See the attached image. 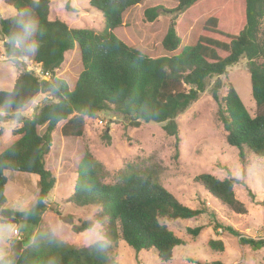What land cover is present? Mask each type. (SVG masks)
Segmentation results:
<instances>
[{"label":"trees","instance_id":"trees-1","mask_svg":"<svg viewBox=\"0 0 264 264\" xmlns=\"http://www.w3.org/2000/svg\"><path fill=\"white\" fill-rule=\"evenodd\" d=\"M1 1L15 11L13 17L0 21V32L6 39L5 55L15 61L20 73L10 91H0V111L11 119L39 94L54 101L42 104L31 118L20 119L21 127L14 132L17 139L0 153V225L26 224L38 229L46 209L45 199L55 183L45 169L44 157L57 124L64 122L60 131L63 137L80 138L84 117L94 119L101 112L111 111L134 124L137 121L164 124L166 133L174 136L177 150V116L204 93L208 78L224 75L241 59L247 61L254 116L248 113L231 85L219 100L220 84L215 83L212 97L220 104L218 120L226 132V144L236 149L241 165L245 168L250 160L264 158V0H244L241 20L224 10L207 18L194 44L178 53L181 40L171 23L161 47L172 55L156 59L128 47L114 34L123 24L124 13L144 0H90V6L104 20L99 33L71 29L59 20L50 21L48 0ZM174 1L175 12L181 13L198 2ZM157 11L158 8L144 10V21L152 23L158 17ZM224 12L222 22L218 16ZM75 48L82 70L71 90L62 80H41L24 69L25 62L32 61L40 65L43 74H51L61 66L64 55ZM44 126V134L39 135L38 128ZM6 172L38 177L39 193L27 211L7 208ZM162 172L163 168L152 158H138L109 175L85 150L68 202L76 207H99L95 220L82 223L77 231L90 230L96 222L102 228L104 241L75 248L57 241L47 229H38L31 242L21 241L22 251L11 264H115L111 243L116 242H123L136 253L153 250L161 262H168L173 250L184 243L166 223L198 218L205 210L180 204L161 185ZM196 182L233 213H245L234 196L237 180H219L202 174ZM248 194L253 198L251 192ZM216 228L253 251L264 246V239L248 238L231 227L216 225ZM186 231L196 238L202 227ZM208 248L222 252L223 244L210 240ZM6 261L0 260V264ZM189 263L195 264L193 260Z\"/></svg>","mask_w":264,"mask_h":264},{"label":"rangeland","instance_id":"rangeland-1","mask_svg":"<svg viewBox=\"0 0 264 264\" xmlns=\"http://www.w3.org/2000/svg\"><path fill=\"white\" fill-rule=\"evenodd\" d=\"M48 1L50 21L59 20L71 29H88L95 33L103 30L104 20L90 6V0ZM176 7L174 0H144L124 13L123 24L114 34L128 47L141 51L149 58L170 56L172 54L163 51L161 41L171 23L181 40L176 51L178 53L183 47L194 44L202 33L205 20L219 14L221 10L232 12L241 20L244 0H198L182 13L175 12ZM148 8H158V17L152 23L144 21L143 12ZM225 12L218 16L222 22L225 21ZM14 14L13 8L0 0V21ZM5 42L0 32V91H10L20 73L19 68L15 67V61L5 55ZM24 69L41 80H62L71 90L82 67L75 48L64 55L61 66L51 74H43L40 65L32 61H26ZM217 82L220 84L217 92L219 100L231 85L248 113L254 116L255 105L251 97L247 61L241 59L237 65L227 69L224 75L208 78L204 93L177 116V150L175 138L166 133L164 124H146L142 121L134 124L111 111L101 112L94 119L84 117L83 135L80 138L63 137L60 131L64 122L57 124L51 133V146L44 157L45 169L54 177L55 183L45 199L46 209L38 229H47L57 241L75 248L104 241L102 228L96 222L90 230L77 231L82 223L95 220L99 207H76L68 202L73 193L77 165L84 151L88 150L109 175L122 170L127 163L138 158H152L163 168L161 185L180 204L193 210L204 209L205 213L191 220L166 223L184 243L173 250L168 262H161L153 250L136 253L123 242H116L111 243V258L115 264H191L190 260L195 264H264V246L253 251L249 247L240 246L237 238L216 228V225L231 227L248 238L264 239V158L252 159L244 168L238 160L236 149L226 144V132L218 120L220 104L212 97V89ZM47 101L53 102L54 99L39 94L19 115L11 119L0 111V153L17 139L14 132L21 127L20 119L31 118L37 108ZM45 130L46 126L38 128L37 132L43 135ZM202 174L219 180H237L233 188L234 196L244 206L245 213L235 214L215 200L196 182V178ZM5 176L7 208L15 211L30 209L39 193L38 177L9 172ZM195 227H202V231L196 238H192L186 230ZM38 229L26 224L0 225V241L8 240L6 235L11 233L9 249L5 252L4 248L3 252L0 247V260L6 259L5 263L11 264L13 246L21 241L31 242ZM14 232L18 233L17 239L14 238ZM210 240L221 241L223 251L215 252L208 248ZM0 245H3L2 242Z\"/></svg>","mask_w":264,"mask_h":264},{"label":"water","instance_id":"water-1","mask_svg":"<svg viewBox=\"0 0 264 264\" xmlns=\"http://www.w3.org/2000/svg\"><path fill=\"white\" fill-rule=\"evenodd\" d=\"M21 249H22V243L21 242H18L14 247H13V259H17L20 252H21Z\"/></svg>","mask_w":264,"mask_h":264},{"label":"crops","instance_id":"crops-1","mask_svg":"<svg viewBox=\"0 0 264 264\" xmlns=\"http://www.w3.org/2000/svg\"><path fill=\"white\" fill-rule=\"evenodd\" d=\"M10 235H11V233L10 234H8V235H6V237L8 236V238L10 239ZM9 239L8 240H4V239H2L0 242H2V244L3 245H0V247H1V250L4 252V248H5V252L9 249ZM7 247V248H6ZM14 247V246H13ZM7 249V250H6Z\"/></svg>","mask_w":264,"mask_h":264},{"label":"built area","instance_id":"built-area-1","mask_svg":"<svg viewBox=\"0 0 264 264\" xmlns=\"http://www.w3.org/2000/svg\"><path fill=\"white\" fill-rule=\"evenodd\" d=\"M18 233L17 232H14V236L17 237Z\"/></svg>","mask_w":264,"mask_h":264},{"label":"clouds","instance_id":"clouds-1","mask_svg":"<svg viewBox=\"0 0 264 264\" xmlns=\"http://www.w3.org/2000/svg\"><path fill=\"white\" fill-rule=\"evenodd\" d=\"M15 239H17L15 236H14Z\"/></svg>","mask_w":264,"mask_h":264}]
</instances>
